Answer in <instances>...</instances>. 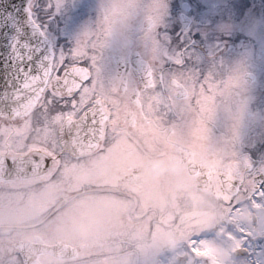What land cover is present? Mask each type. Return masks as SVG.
<instances>
[{"label": "flooded vegetation", "instance_id": "1", "mask_svg": "<svg viewBox=\"0 0 264 264\" xmlns=\"http://www.w3.org/2000/svg\"><path fill=\"white\" fill-rule=\"evenodd\" d=\"M75 1L78 10L75 37L98 30L104 10L116 2ZM161 1L155 0V4H162ZM144 2L137 0L141 5ZM177 2L170 0L160 14L161 31L171 38L173 51L177 48V37L191 25L195 12L188 2L182 3L183 11L179 12ZM204 8L216 14V21H209L202 31H219L223 46L220 56L229 47L238 46L242 31L249 30L258 48L255 63H264V48L258 47L259 42H264V0H209L204 1ZM166 13H169L167 18ZM138 15L139 19L133 17L115 27L99 53L97 67L105 85L116 81L135 83L148 70L154 55L153 45L145 32L144 9ZM185 47L190 49L193 43ZM212 61L213 56L207 55L206 63ZM221 63L224 68L228 63L236 67V62ZM247 74L253 75L251 82ZM244 79L252 84L257 77L246 73ZM72 89H57L51 94L43 89L28 112L11 117L0 114V264H130L131 259L141 260L139 247L145 242L154 244L149 252L154 264H197L195 259L200 257L194 247L214 240L219 233L235 234L238 238L246 233L253 242L264 240L256 229L242 231L226 217L214 220L211 225L207 223L209 227L189 235L183 243L176 234L168 236L176 229L179 218L199 220L206 217L209 207L216 210L223 207L225 196L234 199L241 195V182L248 179V173L240 172L236 192L230 194L225 180L232 183V173L225 176L221 165L215 162H206L199 169L193 167L187 162V153L150 136L141 123L147 117L143 113L136 115L138 101L133 104L128 98L106 100L87 90L74 100ZM238 105L220 108L218 123L212 124L219 131L211 133V137L220 143L219 151L223 154L226 142L223 127L241 115ZM88 114H92L90 136L97 137L102 122V138L72 140L70 144L74 147L65 148L67 142L59 139V132L66 120L76 124L73 132L77 136L81 134L78 127ZM27 117L33 128L24 142L18 139V122ZM153 117L162 126L170 119L162 111L153 113ZM205 123L211 129L209 121ZM190 138L196 145L207 143L194 141L192 135ZM31 153L45 158L44 172L18 178L11 159ZM247 187L252 189L251 193L233 204L229 216L234 208L251 211L257 204L254 192L257 185L249 180ZM50 198L53 200L48 203ZM40 212L43 219L38 215ZM254 217L257 218L255 210L250 212V218L257 228L258 219L254 224ZM164 230L168 231V237L163 235ZM229 254L232 264H251L252 252L243 245Z\"/></svg>", "mask_w": 264, "mask_h": 264}, {"label": "snow or ice", "instance_id": "2", "mask_svg": "<svg viewBox=\"0 0 264 264\" xmlns=\"http://www.w3.org/2000/svg\"><path fill=\"white\" fill-rule=\"evenodd\" d=\"M9 3L10 0H0V6L5 8ZM164 7L163 4L141 5L137 0H116L104 10L98 30L87 31L69 42L62 39L56 30L58 17L64 9L61 0H27L22 7L12 3L17 19L26 18L27 24H19L16 35L11 39V55L7 63L10 75L6 81L0 82L3 85L0 95L8 90L25 91V86L35 91L44 89L49 94L72 87L76 89L74 100L87 90L106 100L128 98L133 104L138 101L136 115L143 113L147 117V121L142 120L141 123L150 136L168 143L174 150L187 153V162L198 169L206 162L219 163L225 176L232 173L234 187L240 183V172H247L248 179L257 185V197H264V145L253 150L251 156L242 157L234 150L233 141H228L233 150L227 156L219 151L220 143L212 137L205 144L192 142L190 132L195 118L207 116L200 111L204 103L202 97L211 100L218 90H223L225 97L234 94L242 78L239 75H220L224 71L223 63L217 71H201L188 47H178L173 51L171 38L160 28V14ZM141 9L145 12V32L154 52L148 70L135 83L116 81L105 85L100 80L97 67L99 53L114 28L126 24L133 17L139 19ZM210 106L218 112L215 105ZM161 111L170 116L164 126L153 117V113ZM254 159L261 160L259 167L253 163ZM240 239L243 246L252 252L251 264H264V240L253 242L246 233H242Z\"/></svg>", "mask_w": 264, "mask_h": 264}, {"label": "rangeland", "instance_id": "3", "mask_svg": "<svg viewBox=\"0 0 264 264\" xmlns=\"http://www.w3.org/2000/svg\"><path fill=\"white\" fill-rule=\"evenodd\" d=\"M169 1L170 0H162L161 2L163 5H166ZM204 1L209 0H178L177 6L180 9L179 12L183 11L182 3L184 2L191 3L195 7V12L193 13L191 25L182 31L177 37V48L185 47L186 45H191L193 43V47H190V52L193 54L197 66L205 73L217 71L219 62H222L223 60L231 63L236 62V67H233L228 63L229 66H225L223 73L220 75L223 77L239 75L242 79L240 87L236 89L234 94L230 93L225 97L223 90H218L211 100L207 97H202L204 103L201 106L200 111L201 113H207V116H197L195 118L194 127L191 129L190 135H192L194 141L204 140L205 142H208L211 138V133L216 134L219 131L218 129L215 130L216 126H212L213 123H215V125L218 123V112L210 105H215L216 109H220L225 106V103H227V107L224 108L235 107V103H238L240 106L238 105L236 107L241 108V115L236 117V121L233 118L232 123L227 122L226 127H223L225 130L226 141L225 144H223L224 155L227 156L231 154L233 149L228 141H233L234 150L237 151L238 154L242 157L251 156L253 150H256L259 145H264V95L260 97L262 90H264V63H255L258 48L254 46L252 31L249 30L242 31L238 46L229 47L224 51L222 56H220L219 52H221L223 46H221V35L219 31H202L209 21H211V23L212 21H216L214 20L216 14L214 15L211 12L205 11ZM62 3L64 9L58 17L56 30L60 32L62 39L67 37L66 40L71 42L77 38L75 37L77 36V2L75 0H63ZM147 4H155V0H145L142 5ZM168 16L169 13H166L165 17L167 18ZM177 22L181 26L178 17ZM231 34L232 33L229 32V35ZM258 47L264 48V42H259ZM202 49H206V51L209 50V52H202ZM207 55L213 56L214 61H212L211 64L206 63ZM203 65H205L206 68ZM246 73L255 74L257 77L256 81L252 84H248L244 79ZM217 89H219V85H217ZM217 97L222 98L217 99ZM224 100L225 102L223 103ZM207 120L209 121L211 129L205 125ZM18 124V139L24 142L28 141V137L32 132L33 124H28V117L19 121ZM36 128L37 127L35 126L34 129L37 130ZM253 163L259 167L261 160L254 159ZM63 181L61 182L63 183ZM248 181V179H243L241 182L243 190L242 194L245 191H248V193L241 194L234 199H229L228 196H225L226 203L223 207L218 210L209 207L206 217H202L199 220L191 218L189 221H181L179 218L176 229H172L169 235L168 231L164 230L163 235L170 236L176 234L179 242L183 243L189 235H195V233L200 230L209 227L214 220L224 219V217H226L227 219L230 218V221L240 230L247 232V228L251 231L256 229L259 236H264V197H258L257 204L253 206L255 209L251 208V211H256L259 223L257 228H254L252 225V218H250L251 211L248 208H240L239 210L234 211L232 216H229V211L233 204L241 198L247 197V195L251 193L252 189L247 187ZM43 195L44 194H42L41 197V203L44 199ZM52 200L53 199L50 198L48 203ZM39 209L41 211V205L39 206ZM42 214V212L38 214L41 219L44 217ZM207 223L210 225L206 226ZM243 243L244 242L235 234H227L223 236L219 233L214 240L203 241L194 247L197 254L199 253L198 256L200 258L201 255L203 256V258L195 259V261L197 264H232L230 262L229 253L242 246ZM153 246V243H142L141 247H139V250L142 253L141 260L138 261L131 259L130 264H154L155 261L149 255ZM208 253H210V255L207 258Z\"/></svg>", "mask_w": 264, "mask_h": 264}, {"label": "water", "instance_id": "4", "mask_svg": "<svg viewBox=\"0 0 264 264\" xmlns=\"http://www.w3.org/2000/svg\"><path fill=\"white\" fill-rule=\"evenodd\" d=\"M26 2L27 0H10L8 7L5 8L0 6V82L6 81L7 77L10 75L7 70V63L11 55V39L16 35V28L19 24H27L26 18L21 17L19 20L17 19V13L12 10L11 4L15 3L17 6L22 7ZM183 21L185 22V25H188L185 17H183ZM246 78L248 82H251L253 75L247 74ZM2 86L3 85L0 84V87ZM25 87V91L14 92L8 90L3 95H0V114L11 117L18 113H26L34 106L41 96L43 89L35 91V89H32L30 86ZM75 90L76 89L73 88L71 92H74ZM91 115L92 114H88L82 121L80 127H78L81 130V134L77 136H75L73 132L76 124L74 125V122L71 120H66L59 132V139L63 142H67L64 144L65 148L72 149L74 147L70 144L72 140L85 139L95 141L96 139L102 138V122L99 125L100 127L98 128L97 137L90 136ZM44 160L45 158L42 155L31 153L25 157L12 158L11 163L16 167L18 178H24L36 176L44 172V166H46V161ZM225 188L230 194H235L236 192V186L234 187L233 183L227 179L225 180ZM256 189L257 187L254 192H256ZM253 221L254 224H256L255 217ZM223 223L226 224L227 221H224ZM49 250L50 252H53V248H49ZM236 254L239 255V252H236Z\"/></svg>", "mask_w": 264, "mask_h": 264}]
</instances>
